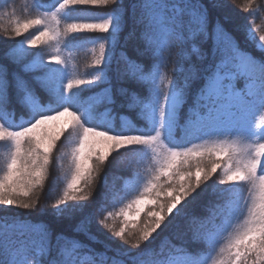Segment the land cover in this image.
<instances>
[{
    "label": "snow or ice",
    "instance_id": "1",
    "mask_svg": "<svg viewBox=\"0 0 264 264\" xmlns=\"http://www.w3.org/2000/svg\"><path fill=\"white\" fill-rule=\"evenodd\" d=\"M33 7L38 14L23 21L14 10L4 13L14 38L37 30L27 49L68 34L99 33L103 42L92 62L96 74L66 83L58 54L45 61L28 52V59L15 39L0 53V143L11 149L0 175V264H204L200 253L215 250L227 223L220 212L206 218L203 210L183 211L202 184L220 198L242 184L256 193L243 227L213 264H264V124L257 122L264 113V34L257 38L259 29L247 17L241 22L229 0H34ZM242 11L257 9L246 0ZM72 134L71 175L50 213L70 231H57L16 209L40 204L53 150ZM233 135L250 142H229ZM205 137L217 139L188 146ZM124 154L130 163L150 154L154 174L118 212L98 218L102 208L94 212L86 202L101 170ZM214 174L226 188L209 185ZM133 213L143 218L130 221ZM116 217L119 225L108 222ZM94 224L109 235L101 240ZM169 226L176 234L165 252L153 241Z\"/></svg>",
    "mask_w": 264,
    "mask_h": 264
},
{
    "label": "trees",
    "instance_id": "2",
    "mask_svg": "<svg viewBox=\"0 0 264 264\" xmlns=\"http://www.w3.org/2000/svg\"><path fill=\"white\" fill-rule=\"evenodd\" d=\"M51 1L53 0H47V3H50ZM229 2L233 4L235 9L239 13L237 18L241 22H243L244 17H247L248 23L249 22L251 23L252 20H255L254 24L255 26L258 27L259 33L264 34V21L259 20V17H261V15H264V10H260V6L264 4V0H252V7L254 9H257L258 11L256 18L242 11V6L244 5V3H246V0H229ZM33 5H34V0H0V35L10 36L11 38H14V34H12L10 30L12 20L4 15L5 12L11 14L14 10L15 17L13 18L23 21L24 19L33 18L35 15L38 14L35 11ZM5 28L9 29L8 33L4 32ZM14 39L17 40V38ZM1 49L4 51L3 45L0 43V53L3 52V51L1 52ZM83 50L84 49L82 47H76L74 48L72 53L73 55L80 57L79 55L83 53ZM177 51H179V48L177 49ZM174 59L179 60V57H175ZM173 67L174 65H169L168 71L170 74H173L172 73ZM113 84L115 85V81H113ZM191 102H192L191 98H188L187 102L183 105L181 109V113H180L181 117H183L184 114L188 112ZM22 122L23 121L18 120L17 124ZM116 123L119 124V120H117ZM216 139L217 137H205L204 139H200V140H192L191 144H188V146H192V144L212 142L215 141ZM231 140H235L237 143L250 142V141H242L238 135H233L230 138L229 142H231ZM64 141H66V139H64ZM63 152H64L63 148H57L55 151H53L52 154V163H53V157L54 159L59 160V162L56 163L58 165V170H60L59 167L61 166V160L59 157H61V154ZM1 156H2V148L0 146V175L3 174V169H4L3 166H5L6 164L4 157L2 156L3 158H1ZM130 157L131 154H124L121 157L116 158V160L106 165L105 168L102 169L101 172L98 174L97 176L98 179L96 180V187L93 190V200L86 202L89 204L90 209L94 212L96 211L98 206L102 208V210L97 214L98 218H102L103 215H106L107 212L110 211L111 208H108V206L109 207L112 206L111 203L112 195H115V198L119 203L122 202L124 199L131 200L135 198V196L139 195L140 190H142L147 180L150 179L151 176L154 174L155 165L154 162L151 161V157L149 156L140 157L137 154L136 158L132 160L131 163H130ZM56 161L57 160H54V164ZM120 171H123V174L118 176ZM191 171L195 172V169L193 168L191 169ZM58 174L60 175L61 172H58ZM105 174L107 176V180L110 178L113 181L114 187H112L113 188L112 190L108 189L110 192H112L109 198L108 196L103 195V198L101 199L98 194L103 193V191H106V189L103 188L105 187L103 185ZM125 176H127L129 180L133 181L131 188L123 187V183L125 182V180L128 179L127 178L124 180V178H126ZM114 177L117 178L114 179ZM219 178L220 177L218 174H214L213 178L210 179L209 181V185L215 184L217 185V187L226 188L227 187L226 185L220 186L218 184ZM57 186L59 190L62 189L63 191L62 182L60 184H57ZM50 187H47L46 183L44 184L43 194L40 197V204L38 206L39 210L37 211L34 217L30 218L29 222L36 223L43 221L51 224V226L57 231H61V230L70 231L68 221L61 220L59 222H56L54 221L53 217L50 215L52 211L51 205L55 202V198L58 196L55 194L59 191L58 190L55 194H53L48 189ZM204 187L205 186L202 184L201 187L196 190L201 194L200 196L196 197L195 201H192L191 197H189L190 203L185 206L183 211H189V212L196 211L199 213L203 210V215L206 218L210 217L213 212H220L225 217L227 223V229L217 237L219 243L216 245L215 250L202 251L200 253V256L204 261V264H213V261L217 258L219 248L223 246V244L227 241V239L231 234L235 233L237 230L243 227L244 220L247 216L246 205H250L252 203V199L256 193L253 191L252 185L242 184L237 188L236 196L233 199H229L228 196L220 198L217 195H214L210 190L201 191V189H204ZM40 191H41L40 189H37L38 193ZM109 191L108 194L110 195ZM195 195L196 193H192V196ZM205 204L208 205L207 208H203V205ZM42 207L44 208L43 213L41 212ZM16 211L23 213L22 209H16ZM178 221H179V217H177L174 220L173 224L177 223ZM108 222L115 223L112 220H109ZM115 224L118 225L117 222ZM96 228H99L100 239L103 240V236H105L104 233H101V230L103 228L94 224V230ZM175 234H176L175 227L169 226L168 229L163 231L162 235L157 236L155 238V240L153 241V246L158 245L165 252H167L170 241L175 239ZM116 242L119 243V241Z\"/></svg>",
    "mask_w": 264,
    "mask_h": 264
},
{
    "label": "rangeland",
    "instance_id": "3",
    "mask_svg": "<svg viewBox=\"0 0 264 264\" xmlns=\"http://www.w3.org/2000/svg\"><path fill=\"white\" fill-rule=\"evenodd\" d=\"M53 3H55V0H53L47 4L50 6ZM257 14H258V11L255 13V15H252V16L254 18H256ZM81 15H83V14H81ZM259 20L264 21V15H261V17H259ZM254 21L255 20H252L251 23L249 22V24L253 28H258L257 26H255ZM64 22H65L64 20H61V24H60V30L61 31H63ZM67 22H72V21L68 20ZM40 30H43V29L40 28ZM30 33H31V35H29L28 33H25L23 39L17 38V41H19L20 44L25 45L26 58H28V59L32 58L31 56L27 55L28 52L33 53V54L42 55L43 59L45 61L48 60L49 56L58 54L61 57V59L64 61V64H62L60 67L64 68L66 71V79L64 81L65 83L67 82V79H80V78L91 79L92 76L96 74L94 69H93V63L92 62L95 59V57L99 54V44L101 42H103L102 40L99 39V36H101V34H99V33L68 34L67 36H61V38L59 39L58 42H49L48 44L40 43L33 49H27L26 39H30V38H32V36L38 35V32L36 29H31ZM259 35H261V34L259 33V31H257L256 32L257 38ZM73 36H76L77 39L75 41H73V43L68 44V46H66V42L69 41ZM13 39L14 38H11L10 36L0 35V43L3 45L4 50H6L8 48V44L11 43L13 41ZM42 39H44V38H42ZM17 47H19V44H17ZM76 47H82L84 49L83 53L79 55L80 57L73 55V53H72L74 48H76ZM57 49H59V51H57ZM2 51L3 50L1 49V52ZM84 97H85V99H87V92L84 93ZM103 112H104V108L100 107L99 113L102 114ZM261 116H264V113H261L260 115L257 116L258 124H264V120L261 119ZM66 119H67V117H61L60 118L61 121L66 120ZM119 123H120V121H119ZM253 139H255V138H253ZM77 142H78V137H76L75 134L68 135L66 141H64V140L62 142L58 141L57 147L53 150V151H55L57 148H63L64 149V152L61 154V157H59L61 160V166L59 167L61 171L58 170V165L56 164L57 162H59V160L54 159V157H53V163H51L49 165L48 176L45 180L47 187L51 186L48 189L53 194H55L59 190L57 184H60L62 182L63 189L66 186L67 179L71 175V171H70L71 170V149L75 146V144ZM0 146L2 148V156L4 157L5 162H7L9 155H10V151H11L10 146L3 144V143H0ZM2 156H1V158H3ZM138 156L143 157L144 155L138 154ZM147 156L150 157V154ZM54 160H57L55 162V164H54ZM3 167H4V169H3V172H4V170L6 169V164ZM57 171L61 172V174L59 175ZM124 172H126V171H124ZM121 174H123V171H120L118 176H120ZM125 177L126 178H124V180L128 178L127 176H125ZM115 178H117V177H114V179ZM132 182L133 181L129 180V178H128L123 183V187L131 188L132 184H133ZM103 185L105 186L103 188L106 189V191H103V195L108 196V198H109L112 194V192H110L109 190H112L113 189L112 187H114L113 181L109 178L106 183L103 182ZM108 191H109L110 195L108 194ZM36 192H37V190H36ZM62 192L63 191L61 189L55 195H59V194L61 195ZM236 192H237V188L232 190V194L230 196H228V198L233 199L236 196ZM112 196H111L112 206H110V207L108 206V208H111L110 211H113L114 213L118 212L121 207H124L130 201V200L124 199L122 202L119 203V202H117L115 195H112ZM33 199H35V196L33 197ZM163 199H164V196H161V200H163ZM38 206L35 209H31V210L22 209V211H23L24 215L26 214L25 216L31 218V217H34L35 214L37 213V211L39 210ZM145 210H147V209H145ZM142 218H143V214L141 217H135L134 213L128 217V219L130 221H136V222H139ZM121 219H123V218L122 217H116L114 222L115 223L117 222L119 225ZM129 227H131V225H129ZM166 229H168V228H165L164 230H166ZM102 230H101V233H104L105 236L109 235L107 230H104V229H102ZM104 231H106V232H104ZM162 233H163V231L160 232V234L158 236L162 235Z\"/></svg>",
    "mask_w": 264,
    "mask_h": 264
}]
</instances>
